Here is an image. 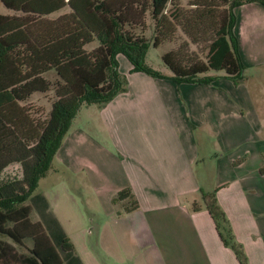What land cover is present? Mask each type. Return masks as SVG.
<instances>
[{
    "label": "crops",
    "instance_id": "crops-1",
    "mask_svg": "<svg viewBox=\"0 0 264 264\" xmlns=\"http://www.w3.org/2000/svg\"><path fill=\"white\" fill-rule=\"evenodd\" d=\"M234 14L245 70L264 74V5ZM131 69L127 61L119 72L125 90L95 105V119L83 117L88 128L73 124L76 112L37 182L47 177L39 195L73 255L80 264H139L125 253L136 242L148 253L140 264H240L204 207L215 192L247 264H264V101L254 94L264 98V87L220 72L209 84H176ZM125 189L130 212L114 200Z\"/></svg>",
    "mask_w": 264,
    "mask_h": 264
},
{
    "label": "trees",
    "instance_id": "trees-1",
    "mask_svg": "<svg viewBox=\"0 0 264 264\" xmlns=\"http://www.w3.org/2000/svg\"><path fill=\"white\" fill-rule=\"evenodd\" d=\"M248 3L264 5V0H0L10 12L0 14V173L12 164L22 172L20 181L0 183V264H80L44 198L34 190L78 108L105 106L125 90L116 56L127 58L132 73L154 79L209 84L217 77L202 75L221 72L237 85L245 67L234 10ZM147 16L152 22L148 40ZM135 28L142 30L140 35L134 34ZM177 33L184 38L182 45L162 56L172 75L145 66L143 52L173 41ZM201 45L208 50L203 60L198 58ZM191 47L196 51L189 52ZM51 71L54 83L46 77ZM51 89L54 98L46 118H33L20 105L33 93ZM114 200L127 203L125 212L136 208L129 189ZM203 204L223 245L240 264H247L215 192ZM25 240L31 242L29 249Z\"/></svg>",
    "mask_w": 264,
    "mask_h": 264
},
{
    "label": "rangeland",
    "instance_id": "rangeland-1",
    "mask_svg": "<svg viewBox=\"0 0 264 264\" xmlns=\"http://www.w3.org/2000/svg\"><path fill=\"white\" fill-rule=\"evenodd\" d=\"M173 10L174 9H172L171 6L168 7V13H171ZM0 14H2V15L10 14V12L7 11L5 8H3L0 5ZM145 24H146V27L144 29L145 30L144 36L148 40L151 38V34H152L151 33L152 32V22L148 16L145 19ZM141 31L142 30L140 28L133 29V32L135 35H140ZM183 41H184L183 36L181 34L177 33V34H175L173 41L163 42L159 48H154L152 46H149L143 52L142 62L144 63L145 66H148V67L152 68L153 70H156L162 74L172 75V72L164 64V62L162 60V56H163V54H165L167 52H170L172 50H177L178 47L180 45H182ZM93 45H95V43ZM200 50L203 54L200 55L201 53H199L198 58L203 60V59H205V57L207 56V53H208V50H206V45L205 46L201 45L200 48L198 49V51H200ZM180 51L186 52V50H184V49H181ZM192 51H196V48H193V47L189 48V52H192ZM123 59H125V60H123ZM116 61L118 64V72L124 71L126 69V65H127V61H128L127 58L122 54H118L116 56ZM209 73L212 74V73H218V72H209ZM208 74H205L202 76H206ZM46 77H47V79H49L51 81V83H54L55 76L53 75L52 71L49 72V74H47ZM246 83L250 87H255L256 84H258V86L264 87V74H260V71H257L255 68L247 69L244 71V79L242 81L243 85H247ZM254 94H255L257 100L261 99L262 101H264V98L257 97V96H259V93H254ZM262 94L264 95V93H262ZM53 98H54L53 92L51 89L50 91H48L46 93H33L26 101H24L20 105H22L26 110L29 111L31 117L39 118L41 120V119H44L47 117L48 111L50 109V103L52 102ZM95 107H96L95 105H89V106L81 105L79 107L78 112H77L78 115L76 114L75 118L73 119V124L74 125H80V127H82V128H88L89 126L87 125V121L83 117L87 116V115H91L95 119V112H96ZM262 111L264 112V108H262ZM95 123L97 124V121H94V124ZM21 178H22V172H21V168L18 164H12V165L8 166L7 168H5L0 173V183L4 182V181L11 180V179H15V180L20 181ZM46 178H43L42 180H40V182H39V184L35 190V194H40V189H41L42 185L44 184V182L46 181ZM70 185H71V183H70ZM70 188H71L70 189L71 195L74 196V198L78 201L75 206L80 207V209H83L82 201H81L83 197H81L82 195L79 194V189L75 188L73 185H71ZM75 206L70 205L69 209L73 208L70 210L71 212H75ZM30 220L31 221L36 220V217L33 213L30 215ZM96 224H97V226H96ZM89 225H91V224L88 223V226ZM94 227L97 230L98 221H96V219H95ZM95 238L96 237L94 235H91L92 243H94ZM2 240H4V239H2ZM23 243L26 246V244H28V240H25ZM128 244H129L128 245L129 251H127L125 253L128 254L129 258H131V261H133V259H134V261L136 263L140 264V262L144 261L146 259V257L148 258V253L146 252V248L143 247L142 244L138 245L136 242H134L133 244L132 243L131 244L128 243Z\"/></svg>",
    "mask_w": 264,
    "mask_h": 264
}]
</instances>
